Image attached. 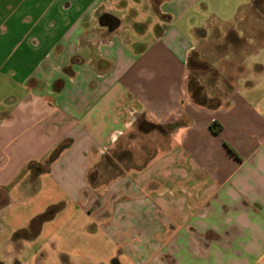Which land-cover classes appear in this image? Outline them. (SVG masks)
Segmentation results:
<instances>
[{
  "label": "crops",
  "instance_id": "1",
  "mask_svg": "<svg viewBox=\"0 0 264 264\" xmlns=\"http://www.w3.org/2000/svg\"><path fill=\"white\" fill-rule=\"evenodd\" d=\"M113 1L0 0V264L78 233L109 250L88 264H264V88L205 108L187 86L208 36L196 16L220 0H123L130 17ZM110 151L128 170L101 182ZM45 189L52 212L29 202Z\"/></svg>",
  "mask_w": 264,
  "mask_h": 264
},
{
  "label": "rangeland",
  "instance_id": "2",
  "mask_svg": "<svg viewBox=\"0 0 264 264\" xmlns=\"http://www.w3.org/2000/svg\"><path fill=\"white\" fill-rule=\"evenodd\" d=\"M225 1L229 0H220L218 5H211L208 9L201 8L203 10L202 17L196 16L195 19L197 23L203 21L207 27L208 36L203 45L205 50L191 56L187 86L191 98H194L197 103L201 102V106L205 108H213L224 103L234 88L248 87L249 84L255 87V92H261L264 88V0H242L243 7L236 15L223 10ZM113 3L118 5L112 11L113 14L116 16L128 14L122 10L125 6L123 0H115ZM130 15L131 13L128 14L129 17ZM126 30L127 36H130L131 31ZM153 31L156 33V30ZM128 136L130 137L128 134L124 141H120L124 145L121 147L124 150L130 147V150L126 152L130 151L129 155L133 157L132 161L128 160L127 166H142L144 160L149 157L146 155H144L145 158L143 157L148 148L140 149L134 145L133 140L130 141ZM109 153L111 154L104 156L94 170V176L100 175L101 182H107L123 170H128L127 166L123 167L121 162L120 166L118 165V158L116 155L114 156L113 152ZM140 154L143 158L140 157ZM127 155L125 154V156ZM46 188H51V186L47 185ZM45 190V194L41 198L29 200V202L31 204L38 202L37 204L41 207L43 204L54 202L55 206L52 208V212L60 203L58 200L49 199L48 192L50 191ZM65 203L72 216L75 212L80 211L73 201H65ZM81 217H78L77 223L71 222V230L79 229L86 223L85 220L81 221ZM68 218L69 215L62 216L59 225H65ZM45 226V229L53 227L49 223ZM85 238L84 235L78 233L79 245H73L65 240L59 244V248H56L52 241L49 245L44 244L43 247L48 256L38 264H65L66 261L60 257V253L66 254L74 264H88V260L92 257L104 256L103 254H107L109 251L106 247L104 248L107 251L104 248L99 249L96 245L86 246ZM95 238L102 239L99 236ZM56 250L59 251L56 252Z\"/></svg>",
  "mask_w": 264,
  "mask_h": 264
},
{
  "label": "trees",
  "instance_id": "3",
  "mask_svg": "<svg viewBox=\"0 0 264 264\" xmlns=\"http://www.w3.org/2000/svg\"><path fill=\"white\" fill-rule=\"evenodd\" d=\"M196 97V96H195ZM193 99V101L195 102V104H198V105H202V103L201 102H199V103H197L195 100H194V98H192ZM210 128H211V131L213 132V134H219L220 133V130H221V127L217 124V123H212L211 124V126H210ZM232 154H234V152L232 151ZM114 166H115V164H114ZM116 167V166H115Z\"/></svg>",
  "mask_w": 264,
  "mask_h": 264
}]
</instances>
